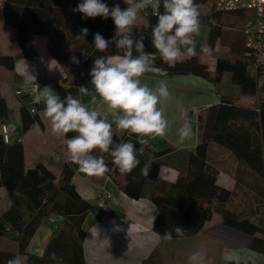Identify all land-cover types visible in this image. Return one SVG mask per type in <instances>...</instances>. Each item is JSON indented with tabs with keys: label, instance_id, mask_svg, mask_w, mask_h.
<instances>
[{
	"label": "trees",
	"instance_id": "obj_1",
	"mask_svg": "<svg viewBox=\"0 0 264 264\" xmlns=\"http://www.w3.org/2000/svg\"><path fill=\"white\" fill-rule=\"evenodd\" d=\"M213 1L196 0L202 5L200 19L202 26L206 28V42L211 49H214L216 42L221 43L227 34L229 39H232L228 45L229 55L217 56L213 71L201 62L197 55L170 65L163 62L156 54L154 65V69L169 76L194 75L204 79L214 86V92L220 99L218 104L207 109L201 140L193 152L187 153V185L182 192L186 210L180 209L175 213L184 216L164 225L161 220L167 212L171 195H156L153 192L147 193L146 190L148 182L157 179L161 157L173 150L172 148L152 152L149 144L139 143L143 139L141 136L130 135L128 132L113 133L114 143L127 142L131 139L136 143L137 149L144 148L142 154L137 151L141 165L128 175L120 174L112 163L110 154H102L99 150L92 153L104 156L110 169L107 175L124 177L122 190L128 197L134 200L148 197L156 205L159 213L154 228L161 235L168 231L172 232V237L193 235L202 228L213 210L219 212L222 223L229 227L249 234L264 233V217H257L260 220L251 219L226 208V202L231 198L232 192L215 184V173L207 165V150L210 144L214 143L230 151L239 165L249 169L257 177L264 178V81L261 84L258 82L264 77V71L253 65L252 55L245 47L243 33L245 27L253 22L254 14L251 13V20L245 23L240 32L237 31L233 35L222 29V19L224 16L232 15L242 17L245 11L213 10ZM81 2L82 0H2L0 3V17L4 18L8 26L16 30L19 50L30 49L35 35L48 37L51 56L67 70L65 82L57 86V94L61 98L70 93L79 99V86L91 80L89 73L95 58L101 55L107 57L123 54L121 50L115 48V44H111L103 53L94 48V34L99 32L105 39H111L115 34V25L110 17L85 18L81 13L74 12L73 9H76ZM102 2L109 8L115 4H119L122 9L127 7L124 0H102ZM209 3L211 7L206 10ZM160 10L163 11L162 6ZM139 13L142 22H137L134 33L137 38L141 34L145 36L146 52L156 53L151 45V26L156 24L157 17L151 9L141 10ZM82 28L89 30L84 40L76 38ZM82 50H86L89 55L87 57L82 55ZM72 56L79 59L80 63H72ZM0 66L11 70L14 66V58L0 55ZM225 74H228L229 84L234 88L235 93L220 91ZM242 98H257V104L253 108L242 107L238 105ZM43 108V103H34V113H31L29 106L23 104L20 107L23 131L38 122L36 110ZM8 114L6 102L0 96V121L6 119ZM74 135L68 133L64 138L68 139ZM149 160L152 161L149 175L142 176L140 167ZM75 173L81 172L72 162H65L62 165L58 179L43 164L25 169L22 144L18 141L5 143L0 134V188L5 187L10 196V207L0 215V235L8 233L12 236L22 252L44 219L59 218L58 230L49 245L56 247L58 241L66 236L68 248L73 251L72 263L82 264V242L85 234L82 223L86 215L97 205H91L76 193L71 181ZM190 177L192 179L188 181ZM173 186L175 184L170 185L169 189ZM187 216L190 219L185 218ZM177 226L185 230L184 236H177L173 231ZM67 260L70 262V258Z\"/></svg>",
	"mask_w": 264,
	"mask_h": 264
},
{
	"label": "crops",
	"instance_id": "obj_2",
	"mask_svg": "<svg viewBox=\"0 0 264 264\" xmlns=\"http://www.w3.org/2000/svg\"><path fill=\"white\" fill-rule=\"evenodd\" d=\"M138 16L141 17L140 13ZM48 45L46 35H35L30 49L21 51L17 46L13 54H8L14 58V66L11 70L4 71L6 76L3 75L0 82V96L4 98L9 114L0 121V126L4 124L7 128L8 143L18 141L22 144L25 169L43 164L58 179L62 165L71 162L66 139L52 134L50 121L43 117V109L36 110L38 122L23 131L20 107L23 104L30 107L29 97L19 98L14 94L26 78V71L35 75V81L42 89L49 86L57 94V86L65 82L67 70L51 56ZM161 81L171 93L169 100L160 105L171 128L164 137H141L149 141L147 144L152 152L173 149L161 157L157 179L148 182L146 188L147 193L171 195L169 207L161 220L165 225L184 216L175 213L180 209L186 210L182 192L187 185V153L193 152L201 140L200 113L207 112L220 99L214 92V86L198 76H169L154 69L141 78L142 83L153 88ZM82 86L89 88V95L79 92L81 102L90 109L94 107L101 111L102 115L107 113L106 106L98 96L95 105L92 104L94 89L90 81ZM107 120L112 124L113 133L125 132L116 127L110 114H107ZM186 122L192 126V137L179 143L177 129ZM207 157V165L216 176L215 184L232 194L234 192L235 195L247 197L245 201L248 204L245 207L242 204L241 209H250V203L259 204L264 201V178L257 177L252 171L239 165L230 151L211 143ZM191 179L192 177L188 181ZM71 181L79 197L91 205L97 204V200L104 196L107 209L103 211L96 206L83 220L82 229L85 234L82 264H189V254L201 249L206 253L205 264L208 261L211 264H264V233L249 234L229 227L222 223L216 210H213L198 232L186 237H172L169 241L155 231L159 213L156 205L148 197L137 200L128 197L122 190L125 183L123 176L105 174L101 178L75 173ZM173 184L175 186L169 189ZM9 207L8 190L1 187L0 215ZM226 207L236 213L241 210L239 206H231L230 202H226ZM253 210L252 205L251 212ZM185 218L190 219L189 216ZM59 223V218L55 222L44 219L22 252L12 236L8 233L0 235V264H6L15 256H21L24 264H73V251L68 248L66 236L58 241L56 247L49 245ZM53 253L55 260L50 258ZM229 256L231 259H226ZM67 258H70V262Z\"/></svg>",
	"mask_w": 264,
	"mask_h": 264
},
{
	"label": "clouds",
	"instance_id": "obj_3",
	"mask_svg": "<svg viewBox=\"0 0 264 264\" xmlns=\"http://www.w3.org/2000/svg\"><path fill=\"white\" fill-rule=\"evenodd\" d=\"M124 3L127 7L122 9L119 4L109 8L102 0H82L73 9L85 18L110 17L115 25V34L111 39H105L99 32L94 34V48L103 53L111 44H115V48L123 54L95 58L89 73L94 89L92 104L95 105L98 96L106 106L107 113L102 115L96 108L90 109L70 93L61 98L51 87L40 89L36 85L40 90L35 102L43 103V117L50 121L52 134L65 137L68 133H76L65 141L67 153L70 161L78 166V171L87 176L102 178L110 171L103 155L92 154L95 150L110 154L112 163L121 175L131 174L141 165L137 151L142 154L144 148L137 149L131 139L114 143L113 128L107 114L112 116L119 130L130 135L166 136L171 124L160 105L171 96L168 86L161 81L153 88L142 83L141 78L145 73L154 71L156 54L170 65L197 55L195 37L199 36L202 27V5L196 0H124ZM161 6L163 11L160 10ZM146 9H151L157 17L156 24L151 26V45L156 53L146 52L145 36L141 34L137 38L134 33L138 13ZM88 34L89 30L82 28L76 38L84 40ZM201 51L210 53L206 46H202ZM82 55L87 57L89 53L82 50ZM71 62L80 63L75 56L71 57ZM35 79L34 74L26 71L27 81L34 82ZM79 92L89 95V88L80 86ZM177 135L179 143L191 139V124L183 123L177 129ZM139 143L143 144L144 141ZM151 165L152 161H145L140 167V174L148 176ZM173 231L177 236L185 234V230L178 226ZM163 236L170 241L172 232L168 231ZM50 258L55 260V253ZM188 261L189 264H205L206 253L202 249L193 251ZM6 264H24V260L21 256H15ZM208 264L211 262L208 261Z\"/></svg>",
	"mask_w": 264,
	"mask_h": 264
},
{
	"label": "rangeland",
	"instance_id": "obj_4",
	"mask_svg": "<svg viewBox=\"0 0 264 264\" xmlns=\"http://www.w3.org/2000/svg\"><path fill=\"white\" fill-rule=\"evenodd\" d=\"M1 2H2V0H0V3ZM206 7H207L206 10L209 9L211 7V3L207 4ZM250 14H251V12L245 11V15L242 17H237L234 15L224 16L222 19V29H224L225 31H228L227 33H232L233 35L237 31L240 32V30L243 28V26L246 25L245 23L248 20H251L252 15H250ZM137 22L138 23L142 22V19L140 16H138ZM205 29L206 28H204L202 26L199 36L195 37L196 42H197L196 52H197V56L199 57L200 61L205 63L209 67V69L211 71H213L214 62H215V59L217 58V56L224 57V56L229 55L230 46H228V45H229V42L232 41V39H229V36L226 34L225 39L222 40L221 43L216 42L215 48L211 49L206 42V30ZM202 46L208 47L210 49V53H208V54L203 53L201 51ZM16 49H17L16 30L13 27L8 26L5 23L4 18L0 17V55L3 56V55H8V54H13L16 51ZM4 71H7V70L5 68L1 67L0 68V82L6 76V72H4ZM3 75H4V77H3ZM262 81H264V77L259 79V81H258L259 84H261ZM19 88H20V86H19ZM220 91L222 93H235L236 92L234 90V88H232L229 84L228 74H225V76H224V81L220 87ZM22 97H24V96H22ZM256 104H257V98H242L238 102V105H240L242 107H246V108H253L256 106ZM199 118H200L199 127H200V132L202 135L204 125H205L206 112L200 113ZM246 198L247 197L243 196V195H241V196L235 195L233 192L231 198L227 202H230L231 206H239L241 209L242 204L244 205V207H245L246 203L248 204V202L245 201ZM250 204H252L253 208H254V210L252 212H251V207H252V205H251L250 209L242 208L238 214H240L241 216L250 217L251 219H258L257 217H264V201H260L259 204H257V202H255L254 204L253 203H250ZM226 208H228V207H226ZM258 220H260V219H258Z\"/></svg>",
	"mask_w": 264,
	"mask_h": 264
},
{
	"label": "built area",
	"instance_id": "obj_5",
	"mask_svg": "<svg viewBox=\"0 0 264 264\" xmlns=\"http://www.w3.org/2000/svg\"><path fill=\"white\" fill-rule=\"evenodd\" d=\"M212 9L222 12L244 10L254 14L253 22L250 25H247L243 30L245 35V47L252 55L253 65L264 71V0H214L212 2ZM36 85L42 89V86L38 82H29L25 78L20 85V88L14 92L17 97H29L28 103L30 105L31 113H34L33 105L36 103L35 97L39 94L40 90ZM0 129L3 141L8 143L9 135L6 126L1 124ZM140 141H144L143 144L149 142L145 138ZM96 205L103 211H107L104 196L97 200ZM48 221L54 222L55 220L49 218Z\"/></svg>",
	"mask_w": 264,
	"mask_h": 264
}]
</instances>
